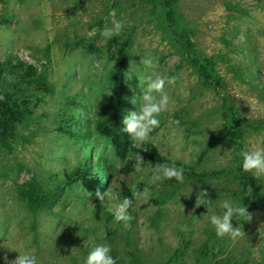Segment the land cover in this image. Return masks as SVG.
Instances as JSON below:
<instances>
[{
  "label": "rangeland",
  "instance_id": "374dc122",
  "mask_svg": "<svg viewBox=\"0 0 264 264\" xmlns=\"http://www.w3.org/2000/svg\"><path fill=\"white\" fill-rule=\"evenodd\" d=\"M157 8L155 0H0V17L9 18L8 24L0 25V61L32 64L45 71L53 87L45 93L15 76L0 83L27 109L16 125L11 148L0 146V264L18 253L33 256L35 264H83L89 241L106 243L127 260L125 264L133 245L140 249L142 264L202 263L203 243L208 245L205 264H264V176H254V182L243 178L242 157L236 156L235 144L225 136L219 111L225 95L243 118L241 152L264 147V0H178V14L195 49L217 60L215 70L221 78L217 87L202 84L174 47ZM114 20L123 25L121 35L103 39L100 31ZM127 37H131L125 66L127 94L118 111L124 116L138 109L145 77L153 74L175 78L173 85L165 86L169 110L158 116L159 127L141 148L130 138L127 149L120 151L100 134L86 137L81 145L79 137L69 133L75 115L76 132L83 129V117L76 111L81 108L92 120L111 119L116 51ZM87 42L96 44L98 51L88 52ZM148 57L155 68L142 64ZM71 96L84 107L69 102ZM88 141L90 160L102 155L110 164L111 190H99L109 194L108 209L115 210L114 195L124 198L123 187L129 191L136 225L124 222L123 227L130 234L112 225L116 233L106 236L104 221L94 214L95 195H79L84 186L74 174ZM146 148L164 161H145L140 150ZM181 161L193 162L208 174L223 170L209 179L216 197L207 205L196 204L202 188L184 174L183 182L154 178L156 165L176 167ZM31 178L46 189L62 188L58 202L35 215L16 195V184ZM190 188L187 197L182 193L177 197ZM225 199L250 214L247 221L232 220L242 231L236 239L216 237L208 220L212 213H223L219 205Z\"/></svg>",
  "mask_w": 264,
  "mask_h": 264
},
{
  "label": "trees",
  "instance_id": "16d2710c",
  "mask_svg": "<svg viewBox=\"0 0 264 264\" xmlns=\"http://www.w3.org/2000/svg\"><path fill=\"white\" fill-rule=\"evenodd\" d=\"M158 6V11L162 23L165 24L167 34L174 47L183 54L189 64L198 73L201 82L206 87H217L221 83V78L217 75L215 66L217 60L213 56H204L197 52L195 49V43L191 37V32L188 27L183 24L181 17L178 14V0H155ZM9 23L8 17H0V25H6ZM81 45V42H77V46ZM131 44V37H127L118 47L116 51V62L114 71L111 77L113 84L112 93L109 96V107L111 108V119L109 121L104 120H92L88 118L87 114L83 112L81 108H78L76 112H80L83 117L82 127L83 129L76 132L78 118L76 115L72 121V130L69 133L79 137L81 145H85L86 137H90L93 134H100L107 138H110L116 145V148L120 151H125L130 145L131 140L127 133L122 131L123 125L121 124L122 115L118 111L120 106V100L127 94V86L125 81V66L128 55V49ZM85 48L88 52L93 53L98 51V46L92 42H87ZM11 76L19 78L21 83L23 82L27 86H33L39 90H43L45 93H51L53 91L52 84L48 81L44 70H37L32 64H28L25 61L17 59L13 62L10 58L0 61V83H4L11 79ZM69 102L76 103L78 107H84V102L75 101L74 96H71ZM221 113L222 127L224 128L225 136L235 144L236 156H240V147L238 141L242 135L243 118L235 106V104L225 95H223L222 105L219 109ZM27 115V109L24 105H19L13 96L8 92L0 88V146L6 149H10V140L15 136L16 125L24 120ZM76 127V128H75ZM92 142L88 141V147L84 149L79 164L75 171L74 180L78 179L79 183L84 186L79 190V195L87 192L88 194H94L93 201L94 214L97 219L103 220L106 225V236L112 237L116 231L115 227L124 229V233L130 234V229H126L124 222L129 223L131 226L136 225L135 217L132 214V209H128V219L115 221L113 217L114 210L108 209L110 207L107 203L109 194L101 195L102 198L98 199L96 193L103 189H109V180L112 177L110 164L104 156L97 155L93 161L90 159L93 157L91 151ZM140 153L145 161H150L153 164L164 161V157L157 154L154 149H143ZM197 164L193 162H176V167L183 169V174L190 179L198 182L203 191H208V203H210L216 195L210 186L209 179L212 175H218L223 173V170L212 171V174L200 171ZM240 170V169H239ZM243 178L246 180H256L251 173L243 171ZM99 185V186H98ZM102 187V188H100ZM111 190V189H109ZM62 188L46 189L41 183L35 179L16 184V195L24 203L26 209L33 215L43 211L46 208L56 204L61 196ZM102 194V192H99ZM123 197L129 198V191L123 187L121 189ZM130 199V198H129ZM207 203V204H208ZM206 204V205H207ZM203 206V205H201ZM205 206V205H204ZM114 229L112 228L113 226ZM129 235L125 238L127 246H130ZM131 250L127 252L128 263L127 264H142V259L139 254L140 249L133 245ZM110 254L116 260V264H125L127 261L121 254L117 253L115 249H110ZM208 252L207 243H203L199 248L202 263L196 261V264H205ZM199 259V258H198ZM215 264H220L215 262ZM224 264H240L237 262H225Z\"/></svg>",
  "mask_w": 264,
  "mask_h": 264
},
{
  "label": "clouds",
  "instance_id": "9594fccd",
  "mask_svg": "<svg viewBox=\"0 0 264 264\" xmlns=\"http://www.w3.org/2000/svg\"><path fill=\"white\" fill-rule=\"evenodd\" d=\"M122 23L119 20H114L110 28L105 27L100 31V36L109 40L112 37L121 35ZM142 64L146 68H155L153 60L148 58L142 59ZM146 85L142 95V103L135 111H129L126 115L122 116L121 124L123 125L122 131L127 133L134 146L141 148L149 139L150 133L153 129L159 127L160 120L158 116L168 111V95L165 92L166 85H173L175 83L174 77L161 76L153 74L152 76L145 77ZM242 159L240 161V168L244 172L251 173L253 176H264V147H257L253 150L242 151L240 153ZM137 161L141 160L139 152L136 154ZM156 180H166L174 178L176 182H183V169L166 164H158L154 168ZM187 193L179 192L177 197L182 193L185 197ZM201 198L197 201V205H206L208 203L207 193L203 190L200 191ZM144 195H147L145 190ZM96 196L101 199V193L97 192ZM113 200H118L114 205L113 217L115 221L127 220L128 209L132 201L128 197L122 199L118 195L113 196ZM223 209L221 215L212 213L209 215L208 220L213 226L214 234L216 237L227 236L230 239H236L242 235L240 226H233L232 220L236 217H242L245 221L250 219V214L246 212L244 206H241L228 199L223 200L220 205ZM208 211V209L205 207ZM15 250V249H13ZM16 251V250H15ZM110 247L106 243L96 244L89 241V250L84 257L83 264H116V260L110 254ZM18 253V252H17ZM7 264H35L34 257L28 254H19Z\"/></svg>",
  "mask_w": 264,
  "mask_h": 264
}]
</instances>
